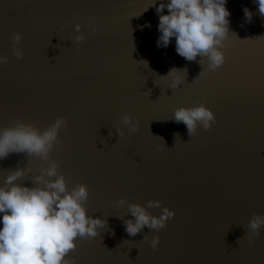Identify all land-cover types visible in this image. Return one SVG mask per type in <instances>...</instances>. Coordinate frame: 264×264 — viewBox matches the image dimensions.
Returning <instances> with one entry per match:
<instances>
[{
	"label": "water",
	"instance_id": "1",
	"mask_svg": "<svg viewBox=\"0 0 264 264\" xmlns=\"http://www.w3.org/2000/svg\"><path fill=\"white\" fill-rule=\"evenodd\" d=\"M161 2L0 0V56L9 60L0 65V128L21 120L43 130L66 118L51 157L69 188L87 185V214L107 221L99 236L77 239L76 264H264V227L247 236L252 215L264 213V16L254 0H227L225 64L208 71L199 56H179L174 38L157 47ZM15 32L23 35L21 60L12 52ZM76 35L85 37L79 46ZM173 68L181 70L175 89ZM199 103L216 123L191 138L172 118ZM123 115L139 121L135 134ZM27 163L26 154L0 160V184ZM39 166L28 164L32 175L21 186H33ZM124 197L143 207L160 201L175 217L160 232L129 236L119 217L134 218L115 204ZM145 235L160 237L156 251Z\"/></svg>",
	"mask_w": 264,
	"mask_h": 264
},
{
	"label": "clouds",
	"instance_id": "2",
	"mask_svg": "<svg viewBox=\"0 0 264 264\" xmlns=\"http://www.w3.org/2000/svg\"><path fill=\"white\" fill-rule=\"evenodd\" d=\"M156 3L157 0L151 7ZM226 3L227 0L161 2L159 7H155L160 33L157 47L167 48L174 38L176 53L186 61H196L199 56L201 65L207 62L208 71L222 67L225 55L221 49L229 36L227 18L230 12ZM254 3L258 5L259 14L264 16V0H254ZM165 9L168 14H164ZM243 12L246 22L250 23L253 13L246 7ZM145 27L150 28L151 25L146 24ZM90 31L95 33L98 29L93 26ZM75 32H81L79 24L75 26ZM84 39L83 35H76L72 41L79 46ZM22 40L20 32L12 34V52L17 60L24 57L19 47ZM8 63L7 56H0V65ZM180 71L173 68L167 74L175 76L172 89L182 84L180 77L176 76ZM182 71L187 72L186 69ZM172 119L186 125L191 138L197 134L198 128L208 131L216 123L214 113L203 103L175 109ZM121 123L130 134L139 130V121L133 124V117L129 115H123ZM66 127V118L59 117L43 130L21 120H12L9 126L0 128V160L14 153L28 157L26 168L9 170L0 184V264H76V258L71 254L77 248V239L95 238L100 235V229L107 227L105 219H94L87 214V185L77 183L69 188L66 177L59 172L60 162L51 157L61 143L60 132ZM117 132L120 138L125 136L123 130ZM175 135L176 138L179 136ZM36 161L40 162V166L36 169L37 174L30 179L33 186H21L19 182L32 175L28 164ZM115 204L119 208L126 206L127 215L134 218L124 220V217H119L124 222L126 233L132 237L145 228L150 232H160L175 217L174 211L162 207L161 202L156 200L148 201L147 207L129 204L127 197L115 201ZM152 208L161 209V215H152L148 210ZM261 227H264V213L253 214L247 225V236L256 239L260 236ZM143 241L156 251L160 237L152 236L149 241L145 235Z\"/></svg>",
	"mask_w": 264,
	"mask_h": 264
}]
</instances>
